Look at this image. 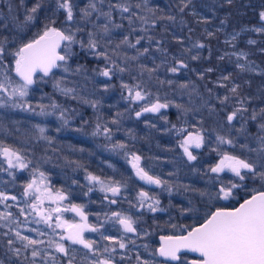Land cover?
<instances>
[{
  "label": "snow or ice",
  "instance_id": "1",
  "mask_svg": "<svg viewBox=\"0 0 264 264\" xmlns=\"http://www.w3.org/2000/svg\"><path fill=\"white\" fill-rule=\"evenodd\" d=\"M229 4L232 0H227ZM191 0H181L179 11L184 12L189 6ZM49 5V0H34L31 7L25 6V0H19V3L14 8L11 0H8L7 12L0 9V108L11 107L20 109L25 112H30L38 116H55L60 122L56 128L57 132L67 127L70 123L72 115H75V109L66 108L57 103L51 96L47 99L49 103L45 104L42 101L45 96L40 97V101L36 104L30 103L26 98L34 85L38 83L44 84L51 82L54 91L59 92L65 98L82 102L90 105L93 109H98L101 101L99 99H88L77 90L76 86H69L74 82L70 80L72 76H79L85 73L84 66L76 64L75 67L70 63L75 56L78 55L76 49L79 48L85 55H90L98 61H103V68L93 69L92 72L98 76L107 78L111 81L114 75L124 73L127 67H122L109 55V50L116 54L117 50L127 48L135 50L136 54L129 57L127 52L123 53V63L126 65L128 60L138 61L141 56H146L149 53V48L152 46L153 37L148 35L149 24L155 27L156 21L151 20L150 16L141 13H154L155 9L149 7V0H139L133 4L132 0H54V8ZM23 7V13L20 8ZM62 14V19H61ZM260 20L264 22V11L259 13ZM42 17V19H41ZM117 18L119 21L117 22ZM175 20L174 16L161 17V19ZM127 21L128 31L122 32L124 24L122 21ZM141 22L139 28L135 27L136 21ZM39 26V31L29 38L28 33L33 28ZM255 32L264 34V26L252 29ZM8 35H3V32ZM140 33L139 35H134ZM120 38L117 40L116 36ZM209 36L212 33H208ZM238 33L232 35L231 40H236ZM134 37V39H133ZM148 42V47H138L142 41ZM231 40L226 43H231ZM182 42V41H181ZM157 51L165 56L161 63L152 68L141 64L143 70L140 74L143 75L146 71L149 78L153 74L160 71V68L167 63L166 50L159 47L160 42L156 41ZM249 44H255V40H249ZM205 45L202 43L193 44L191 48L185 51L191 53L192 49H202ZM237 59L243 57L247 59L243 52L233 53ZM223 59V56L220 57ZM192 60L200 59L199 52L191 55ZM175 63L166 67V71L172 74H179L182 71L189 70V65L183 59L172 57ZM241 70H245V66L238 64ZM195 72V69H191ZM212 68H207L202 72L197 73L199 79H205V73L212 72ZM57 72L62 75H57ZM15 74L19 80H14ZM37 73L42 75L37 78ZM48 78V80L45 79ZM159 79V77H157ZM223 80H229L230 76H222ZM173 84V80L160 81V83ZM193 82L179 84L180 89H189ZM122 88L127 90L128 97L132 101H146V98L151 95L140 84L129 86L122 83ZM110 85L104 83L102 91L107 92ZM218 87L227 88L226 84H219ZM239 85L233 84L229 91L233 94L237 93ZM192 91H196L193 86ZM211 89L208 92L211 93ZM191 94L189 95V103H191ZM216 99L221 105V111L224 112V122L226 134L216 135L217 149L222 146L235 149L237 146L242 150L241 155L230 154L227 151L220 153L221 159L215 166H209L205 175L213 173L211 177L214 182L212 187L214 191L209 189H196L191 185H182L185 192H195L202 201V206L209 208L213 202L221 200H234L239 195V192L248 188L249 182L261 184L262 190H254V194L250 198L244 199L238 207L226 208L216 207L214 211L209 210L205 213L203 222L199 226H178L172 224L173 229L179 228L180 234H172L162 236V243L158 248L151 250V259H144L137 251L135 252V264H264V107H250V98L246 101L239 95L235 96L236 105L229 111L228 102L231 99L225 94L221 98L217 95ZM205 105L209 102L204 101ZM170 106L175 107L182 112H187L189 109L184 105L173 102H160L159 97L155 98L154 102L144 103L141 110L136 111L135 115L139 119L145 113L157 114L166 124L169 123L166 112ZM215 111V105L211 108ZM117 118L110 122L101 124L99 117L93 131V135H103L105 139L111 141L113 129L108 126L111 124H119ZM151 127L155 124L148 122ZM238 125V127H237ZM176 128V125H171ZM40 139L46 141L49 145L53 143L54 137L48 136L46 126L39 124L34 125ZM254 129V131L250 130ZM80 131V129H76ZM119 129H117L118 131ZM186 129H177L178 135L186 133ZM233 131L236 136L232 135ZM131 136V131L128 133ZM134 138V137H133ZM243 138L245 143H239V139ZM205 144V137L201 133L187 134L180 142V147L183 149V154L188 161H196L197 155L193 149H201ZM113 149H126L124 143H114ZM127 155V153H126ZM0 172L7 173L11 178V182H15L17 176L16 171H22L29 167L32 161L27 160L19 149L5 146L3 141H0ZM142 157L135 153H131L130 163L135 169V174L139 179L146 181L150 185L161 187L171 195L173 185L161 177L150 175L145 167L141 166ZM7 165L5 167L4 165ZM35 171V169H33ZM231 173V176L222 175ZM173 175V173H169ZM41 182L37 183L32 180L30 183L23 185L24 196H32V202L28 203V208L31 213H35L39 219H34V223H43L52 233L55 234L57 229H60L62 234L59 240L49 239L47 242L39 238H33L22 234L16 230L14 235L9 237L7 244L12 246L20 241L21 246L11 248L10 250L16 256L24 253V259L32 258L31 264H37L39 258L42 264H58L57 257L51 255L49 248L54 249L58 254H62L59 264H74L76 260L75 252L77 249H71V245H81L84 252L83 260L86 264H118V261H131L133 257L128 255L129 251L136 247L148 249V245H136V240L128 237L127 234H133L135 237H140L141 232L137 228L138 220L132 215H128L119 210L112 211L111 215L104 213V223L111 222L112 226H119L118 231L122 234L118 237L107 235L104 228V223H100V214L97 213V225L88 223V215L85 213V205L75 204L69 201L68 206L61 207L64 201L69 200V195L63 189L53 192L52 188L44 183L45 175L40 173ZM86 179L93 185H99V190L104 193H110L111 199L105 195L104 199L108 200L110 205H115L118 202L117 198H123L122 187L120 181H105L99 176L89 173ZM0 183H6L0 180ZM75 183V182H74ZM93 189L88 188L84 195H88ZM9 200L17 201V197L9 195L6 191L0 190V204L4 205L5 209H10ZM45 201L54 203L56 207L46 209L42 207ZM160 200L150 196L146 191L138 193L137 206L143 209L146 205L148 211L164 212L166 208L160 207ZM198 209L189 201V207H180L181 214L196 212ZM25 212L24 208L20 209V214ZM73 212L80 217V222H69L62 219L63 213ZM55 214V218H54ZM13 214L10 211L0 212V220H8ZM12 223L20 225L18 219H12ZM2 226V225H0ZM36 233V237L45 236V231L39 228L29 229ZM13 229L9 227L8 232L4 235L8 236ZM85 232L98 233L97 239H86ZM144 236L148 233L144 232ZM65 241L69 242L68 244ZM103 242V243H102ZM47 243L46 248H41V245ZM131 246V248H130ZM43 253V255H42ZM188 253H196L199 258H189ZM64 258H67L64 260Z\"/></svg>",
  "mask_w": 264,
  "mask_h": 264
},
{
  "label": "rangeland",
  "instance_id": "2",
  "mask_svg": "<svg viewBox=\"0 0 264 264\" xmlns=\"http://www.w3.org/2000/svg\"><path fill=\"white\" fill-rule=\"evenodd\" d=\"M26 1V0H25ZM139 2V0H132V3L135 4ZM12 2V0H11ZM8 5V0H0V9L4 10L7 8ZM14 6L15 4L12 3ZM141 14H146V13H141ZM42 19V18H41ZM7 21H3L0 23H5ZM117 22L119 21V18H117ZM126 22V24L124 23ZM124 24V28L122 32H127L128 31V23L127 21H122ZM150 25V24H149ZM135 27L139 28L141 26L140 21L135 22ZM39 28V26H38ZM151 30V27L149 26V32ZM3 35H8V33L5 31L2 33ZM140 33H136L134 35H139ZM120 37L117 35L116 39L118 40ZM134 39V37H133ZM187 46V49L191 48V44H185ZM198 49H192L191 55L195 54ZM127 52L128 56L131 57L135 55V50L133 49H119L117 50L116 54H113L111 50H109V55L113 56V59L117 60V63H119L122 67H127V71L124 73H118L117 75H114L111 79V81H108L107 78L101 77L96 75L95 73L92 72L93 69L96 68H103L104 62L103 61H98L94 57L90 55L87 56V60L90 61V63L86 62H80V61H75L74 59L70 62L72 63V66L75 67L76 64H81L84 66L85 73H82L79 76H72L70 77V80L74 82L70 83L69 86H76L77 90L81 93V95L85 96L88 99H99L101 101V104L99 105L98 109H93L90 105L85 104L87 107L92 108V111L96 112L99 116V120L103 119L106 122H110L112 119L117 118V113L120 114L118 117L119 119V124H111L109 123L108 126L113 129V136H116V139L119 143H125V141H122V138H127V142L129 140H134L135 135L139 133H148V134H153L156 136V140L159 141L163 140L162 142L165 143L164 145L158 144L159 149L166 152V155H172V157L169 156H152L148 158L149 162H145L142 167H145L146 170L149 171L150 175H156L161 177V179L168 181L173 185V187L176 189L175 194V203L173 204V211L171 212H179V208L182 207H189V201L192 202L193 205L196 206L198 211L196 212H207L209 210H214L216 207H223L227 206L230 204H235L236 201H238L239 195L237 196L236 199L234 200H228V201H219V202H213L212 205H210L209 208H205L202 206V201L198 197L197 193L195 192H185L182 185H191L192 188L196 189H209L214 191L212 185L213 181L211 180L212 176H215L213 173H208L205 175V172L207 171L209 166H215L216 164L219 163L220 159L222 158L220 155V158L217 159L213 163H208V162H201L198 161V150L209 148L210 150H214L218 152L219 154L222 151H227L230 154H235L237 152V149H239V152L242 156V150L237 146L235 149L228 148L227 146H222L221 148L217 149V144H216V135L221 134L224 135L226 134V128H215L211 127L208 125L207 118L203 116H196V115H191L195 112H200L199 110H195L194 104L191 102L189 103V98L187 96L188 92L190 89H180L179 84L181 83H187L188 80L186 77H179V80H173L172 85H168L166 83V86L162 87L163 89H159L158 92L154 91V89L151 91V88L147 83L142 81V77L140 73H137L135 69L140 72L141 68L140 65L143 64L141 62V58L138 61H133L131 59L128 60L127 64L125 65L123 63V53ZM186 57V56H185ZM77 58V57H76ZM244 59V58H243ZM244 61H247V59H244ZM133 63H138V66L133 69L132 65ZM135 70L136 72H133ZM13 75L14 80H18L16 76ZM57 75H62V73L57 72ZM40 77V76H39ZM38 77V78H39ZM48 80V78H45ZM104 83H108L110 85L109 90L107 92L102 91ZM122 83L128 84L130 87L135 86L136 84H140L142 88L146 89L148 92L151 93L150 96L146 98V101H132L128 97L127 90L122 88ZM175 85V86H174ZM45 86H50L52 87V83H38L37 85L33 86V89L30 91L29 96L26 98L30 103L34 104L33 101H40V97L42 95L45 96V99L42 102L49 103V100L47 99L48 95L45 94ZM166 87H169V89H164ZM53 88V87H52ZM59 93V92H58ZM60 94V93H59ZM0 95H6L0 93ZM187 96V97H186ZM159 97L160 102H173V103H179L184 105L185 108H188L189 110L187 112H182L181 110L170 106L167 110H162L163 112L167 113L168 120L169 115H171L170 111L174 109L177 112L183 113L187 118H191L190 120L187 121V124L190 123L191 128H187L186 133L183 135H180L179 138L176 136L171 129L169 128V123H165L163 120L159 118L157 114H152V113H145L144 116L141 118H137L135 113L136 111L141 110V106L144 103H150L154 102L155 98ZM71 100V99H70ZM76 101V100H73ZM78 103V101H76ZM82 103V102H79ZM83 104V103H82ZM210 107L209 105V115L206 117L211 116L210 115ZM219 115V114H217ZM36 116V115H35ZM30 120V123L33 125L31 126L32 129L30 130L33 135V142H39L41 141L44 146H47L46 150H49V146H56L58 152H64L65 154H69V156H73L78 160H89L93 165L89 164V166L97 168V166H102L103 172L106 174L104 175H98L95 173H92L93 175L99 176L105 181H120L121 184L123 185L122 187V196L123 198H117L118 202L114 206L110 205L108 203V200L104 199L105 195L111 199V194L110 193H104L99 190V185H93L90 184V182L86 179L87 175L90 173L89 171L83 170V166H86V164H81V171L82 175L79 177L78 180V186L76 187L75 190H72L70 192L73 193L72 197H76L74 201L70 200V194H69V189L67 187H60L56 188L53 185V178L56 177L55 174H52L50 172V161H52L54 158L52 156H43V155H36V158H31L27 157L24 152H22L20 149V152L23 156L26 157L27 160L32 161L31 164H29V167L25 170L22 171H16V180L15 182H11V178L7 175V173L0 172V180L5 181L6 183H0V190L6 191L10 196L14 195L17 197V201H11L9 200L7 203L11 204L12 207L10 209H5L3 204H0V212L4 211H10L13 216L12 218H9L8 220H0V249H4L2 251L3 254L9 255L10 256V262L12 264H31L32 258L29 253V257L27 260L24 259V253L21 252L20 256L14 255V253L10 250L11 248H16L20 247V241L17 240L15 244L12 246H9L7 244V240L9 237L14 235V232L16 230H19L22 232V234L25 235L24 231L27 232L29 235L33 238H39L41 240H44L47 242L49 239H55L58 240L57 237V232L55 234L49 232V228L44 225L43 223L36 224L32 221L34 219H39L35 215V213H31V210L28 208V204L25 202L27 201L28 203L32 202L33 197L32 196H24L23 195V185L30 183L32 180H36L37 183L41 182V177L40 173L43 172L45 175V180L44 183H46L49 187L52 188L53 192L56 190L63 189L66 194L69 195V200L64 201L60 206L61 207H66L69 204V201L71 203L75 204H82L85 205L84 211L88 215V223L93 225L91 222V216L88 212H92L93 209L97 208L95 205L90 206L86 204V199L89 196H95L96 198L95 203L98 206V208H115L114 211H121V212H150L148 211L146 205L143 209L139 208L137 206L138 204V193L140 191H146L149 193L150 196L154 197L155 199L159 200L160 194L163 191L161 190H152L149 189L148 187H144L142 184V180L139 179V177L136 176L135 171L132 168V165L130 163V160L127 159V156L124 155L123 153L116 154L115 150H108L101 148V147H92L90 143V139L84 135H82L81 131H77L78 127L76 125H73L72 123L61 129L60 132L56 131V128L59 126V121L56 119L55 116H38L37 119H34V114L30 112H25L20 109H13L11 107H2L0 108V121H3L4 119L11 121V124L19 123V122H24L23 120L26 119ZM186 118V119H187ZM150 122L151 124H155V127H151L149 125ZM41 125V126H46L48 131L47 135L54 137L53 143L49 145L46 141L43 139H40L38 136V133L36 132V129L34 128V125ZM5 126L2 125L0 122V141H3L5 146H10L12 148L18 149V146L9 144V139H13L10 135H8L4 128ZM117 129H119L117 131ZM129 131H131V136L128 134ZM201 133L205 137V144L201 149H193L194 154L197 155V160L196 161H188L187 157L183 154V149L179 146L180 142L182 139L186 137L187 134H195V133ZM171 133V135H170ZM232 135L235 137L237 134L235 131H233ZM134 137V138H133ZM70 138V143L68 142ZM175 140V141H174ZM239 143H245L243 138L239 139ZM34 144V143H33ZM70 153H68V152ZM122 151V150H121ZM129 151V150H128ZM129 154V153H128ZM130 155V154H129ZM31 158V159H30ZM244 158V157H242ZM2 157H0V161H2ZM56 159V158H55ZM58 159V156H57ZM60 160L67 161L66 158L60 156ZM143 161H141L142 163ZM7 167V165H4ZM191 167V168H190ZM35 169V171H33ZM169 173H173V175H169ZM222 175L226 176H231V173H224ZM66 179V178H65ZM75 180V179H73ZM129 182H126L128 181ZM64 182L68 181V178L66 180L63 179ZM76 181V180H75ZM91 187L93 190L88 194L84 195L85 192L88 191V188ZM144 187V188H143ZM249 190H246V192H253L254 190H251V186L249 184ZM248 189V188H247ZM244 190V189H243ZM242 191V190H241ZM243 192V191H242ZM73 197V198H74ZM79 200L81 202H79ZM83 202V203H82ZM127 204H130V208H126ZM46 209H50L53 207H56L54 203H51L49 201H45L44 205L42 206ZM160 207H162L160 205ZM24 208L25 212L23 214H20V209ZM119 208V209H118ZM163 208V207H162ZM129 210V211H128ZM164 212H170L169 210L164 211ZM129 215V213H126ZM64 215H68L70 218H72L73 222H80V217L77 216L73 212H67L63 213L62 219H65ZM55 218V214H54ZM12 219H18L20 221V225H16L12 223ZM35 224L32 226V224ZM9 227L13 229V232H10L8 236H5L4 233L8 232ZM31 228H39L43 231H45L46 235L42 237H36V234L29 231ZM57 231V230H56ZM60 231V230H59ZM60 233V232H59ZM88 233V232H86ZM62 234V233H61ZM47 243L44 245H41V248H46ZM2 247V248H1ZM49 252L54 251V249H48ZM56 253V252H54ZM57 254V253H56ZM43 255V253H42ZM0 264H8L4 263L3 261L0 260ZM37 264H42L41 260L37 258Z\"/></svg>",
  "mask_w": 264,
  "mask_h": 264
},
{
  "label": "trees",
  "instance_id": "3",
  "mask_svg": "<svg viewBox=\"0 0 264 264\" xmlns=\"http://www.w3.org/2000/svg\"><path fill=\"white\" fill-rule=\"evenodd\" d=\"M138 2V1H137ZM11 3H14V8L19 3V0H12ZM34 3V0H26L25 6L31 7ZM181 0H149V7L155 9L154 13H146L150 16V21L155 20V27H150L151 30L148 32V35L153 37L152 46L149 48V53L146 56H141V62L143 65H146L148 68H152L155 65L161 63V60L165 58L161 52L157 51L156 41H159V47L166 50L167 63L160 68V71L156 74H153L149 78L148 73L145 71L141 75V79L145 84L150 86L151 91L158 92L159 89H163L165 83H160V81L179 80V77H186V79L193 84L189 86V92L187 94L188 98L191 94V102L195 105V110H201L200 112H195L191 115L203 116L207 118L208 125L215 128H226L225 122L223 119L224 112L221 111V105L216 99L217 95L221 98L223 95L227 94L231 98L228 102V109L231 110L232 107L236 105L235 96L239 95L241 98L246 101L250 98L251 103L250 107H264V34L253 31L252 29L264 26V22L260 20L259 13L264 11V0H232V3L229 4L227 0H191V3L184 12L179 11V6ZM54 8V0H49V5ZM23 7L20 8V12L23 13ZM7 12V8L3 10ZM174 16L175 20H168L166 18L161 19V17ZM42 18V17H41ZM62 19V14H61ZM126 24V22H124ZM127 26V24H126ZM39 31V28H33L30 33H28L29 38L33 34ZM208 33H212L211 36ZM239 34L236 40H231L232 35ZM231 40V43H226V41ZM249 40H255V44H249ZM182 41V42H181ZM202 43L205 45L204 48L198 49L200 59L192 60L191 53L185 51L187 46L185 44H196ZM138 47H148V42L142 41L141 45ZM78 55L73 59L75 61L90 63L87 60V56L84 52H81L79 48L76 49ZM196 52V53H197ZM243 52L247 61H244L243 57L237 59L236 55L233 53ZM195 53V54H196ZM136 54V52H135ZM193 54V55H195ZM186 56V57H185ZM223 56V59L220 57ZM77 57V58H76ZM172 57L176 59H183L188 65L189 70L182 71L179 74H172L166 71V67L170 64L175 63L172 60ZM238 64L244 65L245 70H241L237 67ZM138 66V63H133V69ZM207 68H212L213 71L210 73H205V79H199L197 73L204 71ZM191 69H195L193 72ZM137 73H141V69ZM133 70V72H136ZM222 76H230L229 80L221 79ZM159 77V79H157ZM47 78V77H45ZM219 84H226L228 87H218ZM233 84L239 85L236 94H233L229 89ZM175 86V85H174ZM193 86L196 91H192ZM164 89H169L166 87ZM208 89H211V93L208 92ZM150 91V92H151ZM45 94L51 96L57 103L63 105L66 108L75 109V115L71 116L70 124L76 125L80 129L82 135L90 139L92 147H101L104 149L109 148L113 150L112 145L114 143H119L116 139V136L112 138L111 141L105 139L103 135L94 136L92 133L95 129L97 123L98 114L92 111V108L87 107L85 104L78 103L76 101L65 98L50 86H45ZM186 96V97H187ZM204 101L209 103L205 105ZM34 104L37 101H33ZM47 104L46 102H43ZM33 104V105H34ZM209 105H215L216 110L212 111L210 107L209 115ZM169 115V128L176 136L177 129L191 128L190 123L187 124V121L191 118H187L183 113L177 112L176 110L170 111ZM219 114V115H217ZM34 119L38 118V115H34ZM187 118V119H186ZM24 122H19L11 124L9 120L4 119L0 121L4 125L7 134L10 135L13 139H9V144L18 146L22 152L25 153L27 157L36 158V155L43 156H52L54 158L50 161V172L55 174L56 177L53 178L52 182L56 188L67 187L69 189L70 200L74 201L76 197H72L73 193L70 192L71 189L75 190L78 186L79 177L82 175L81 164H86L83 166V170L89 171L91 174L95 173L98 175H105L103 172V167L97 166V168L89 166L93 165L89 160H78L69 154L64 152H58L56 146H47L39 142H33L31 135V129L33 126L30 123V120L27 118L23 120ZM99 122L104 124L105 121L100 119ZM176 125V128H172L171 125ZM238 127V125H237ZM254 131V129H250ZM171 135V133H170ZM122 141H125L124 144L127 145L126 149H114L116 154L123 153L126 155L127 159L129 154L135 153L142 157L144 164L149 162L148 158L152 156H169L166 155L165 148L164 151L159 149L158 144L164 145L161 140H156V136L153 134H148L146 132L139 133L135 135L134 140H128L127 138H122ZM70 141V138L68 142ZM175 141V140H174ZM71 142V141H70ZM69 142V143H70ZM34 143V144H33ZM122 150V151H121ZM129 150V151H128ZM68 152V151H67ZM70 153V152H68ZM129 153V154H128ZM198 161L213 163L220 158V154L209 148L198 150ZM241 154L239 149H237L236 155ZM58 156V159H57ZM62 156L67 159V161L60 160L59 157ZM246 156V153L242 157ZM30 158V159H31ZM56 158V159H55ZM191 168V167H190ZM68 178L67 182L64 180ZM75 179V180H73ZM75 182V183H74ZM261 186V184H260ZM95 196H89L86 199V204L90 206H98L95 203ZM79 202H81L79 200ZM83 203V202H82ZM32 226L35 225L31 223ZM25 235H29L25 232ZM35 233V232H33ZM36 234V233H35ZM2 248V247H1ZM4 249H0V260L4 263L12 264L9 255L2 253Z\"/></svg>",
  "mask_w": 264,
  "mask_h": 264
},
{
  "label": "flooded vegetation",
  "instance_id": "4",
  "mask_svg": "<svg viewBox=\"0 0 264 264\" xmlns=\"http://www.w3.org/2000/svg\"><path fill=\"white\" fill-rule=\"evenodd\" d=\"M202 150V149H201ZM128 160L131 159V154L128 156ZM144 164L141 163V166H143ZM134 170V169H133ZM135 171V170H134ZM126 182H129L126 181ZM142 184L143 180H142ZM250 186H251V190H262L260 183L256 182V183H251L249 182ZM146 185H144L145 187ZM143 187V188H144ZM148 187V186H146ZM149 189L152 190H161V187H148ZM163 191L161 192L162 194H160L161 196H159V200H160V205L163 208H166L167 210H169L170 212H126L129 213V215H132L134 219L138 220L137 223V228L138 230L141 232V236L140 237H135L133 234H127L128 237H131L133 239L136 240V245L140 246V245H148V249L145 250V248L143 247H136L134 250L129 251L128 255H131L133 257V259L131 261L125 260V261H118V264H135V252H139L140 255L142 256V258L144 259H151V250L154 248H158L160 246V244L162 243L161 241V237L165 236V235H172V234H180L179 233V228L177 229H173L171 227L172 224H176L178 226H199L200 223L203 222L204 219V215L206 212H190V213H185V214H181L180 212H171L173 211V204L175 203V198H176V194H175V188H172V193L171 195H169V193L167 191H165L164 189H162ZM246 190H249L246 188ZM246 190H242L239 192V200L236 201V203L227 205V206H223L226 208H234V207H238L240 203H242V201L244 199H248L251 197L252 194H254V191L251 192H246ZM114 206V205H112ZM130 204H127V206H125L126 208H130L129 207ZM119 209V208H118ZM115 208H95L92 210V212H88L91 216V222L93 225H97L98 221H97V217L96 214L99 213L100 214V223H104V213H107L108 215H111V212L114 211ZM215 210V209H214ZM213 210V211H214ZM129 211V210H128ZM67 213V212H65ZM65 219L69 222H73L72 218H70L68 215H64ZM119 228V226H115L113 227L111 222H107L104 223V228L102 229V231H105V233L107 235H112V236H120L122 234V232L118 231L117 229ZM57 229V237L58 240L60 238L61 235V230ZM49 232H51L52 230L49 229ZM60 232V233H59ZM147 232L148 235L144 236L143 233ZM84 236L86 239H97L99 234L98 233H84ZM66 244H68L69 242L65 241ZM103 243V242H102ZM47 247V246H46ZM77 249L78 251L75 252V256H76V260L74 261V264H86V261L83 260L84 257V252L86 250L82 249L81 245H71L70 246V251L71 249ZM131 248V246H130ZM50 249V248H49ZM55 251H51V255L56 256L57 257V262L59 264L60 258L62 257V254H56L54 253ZM189 258H199L198 254L196 253H188ZM67 258H64V260H66Z\"/></svg>",
  "mask_w": 264,
  "mask_h": 264
},
{
  "label": "water",
  "instance_id": "5",
  "mask_svg": "<svg viewBox=\"0 0 264 264\" xmlns=\"http://www.w3.org/2000/svg\"><path fill=\"white\" fill-rule=\"evenodd\" d=\"M15 75V74H14ZM42 74L41 73H37V78L39 77V76H41ZM18 80H19V78L18 77H16ZM135 170V169H134ZM143 183H144V185H146V186H148V187H156V185H150V184H148L146 181H143ZM243 202V201H242Z\"/></svg>",
  "mask_w": 264,
  "mask_h": 264
}]
</instances>
